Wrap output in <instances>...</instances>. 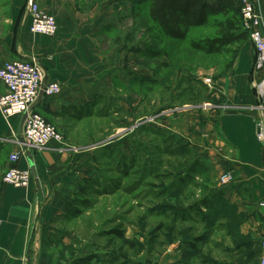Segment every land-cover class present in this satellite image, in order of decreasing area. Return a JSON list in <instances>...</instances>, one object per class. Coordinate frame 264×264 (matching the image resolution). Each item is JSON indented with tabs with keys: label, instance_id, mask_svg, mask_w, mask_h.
<instances>
[{
	"label": "crops",
	"instance_id": "0c3cea01",
	"mask_svg": "<svg viewBox=\"0 0 264 264\" xmlns=\"http://www.w3.org/2000/svg\"><path fill=\"white\" fill-rule=\"evenodd\" d=\"M36 1L54 17L56 35L31 34L23 12L26 0H10L0 22V65L35 58L47 81L61 86L57 96L42 98L33 111L54 124L64 142L26 150L14 166L31 172L30 185L25 189L7 186L2 176L11 166L10 156L21 152L22 116L5 118L0 113V264H46L54 233L60 221L69 217L71 198L114 147L109 118L116 123L115 138L120 135L116 141L131 133L130 144L135 147L140 142L136 131L141 122V82L157 79L142 73L140 17L130 11L136 0ZM254 2L264 33V0ZM253 58L254 48L248 41L232 67L213 80L208 97L217 102L209 111H191L189 103L181 104L189 124L185 136L167 126V103L153 114L163 116L164 123L158 125L156 118L148 124L176 135L174 142L195 151V158L215 174L229 173L226 196L239 202L242 210L264 202V146L255 137L258 101L253 88L261 74L252 76ZM87 129L99 131V139L79 141L80 135L75 134ZM200 132L202 146L188 145L187 137ZM123 151L122 146L118 153ZM258 211L264 216V209Z\"/></svg>",
	"mask_w": 264,
	"mask_h": 264
},
{
	"label": "rangeland",
	"instance_id": "374dc122",
	"mask_svg": "<svg viewBox=\"0 0 264 264\" xmlns=\"http://www.w3.org/2000/svg\"><path fill=\"white\" fill-rule=\"evenodd\" d=\"M148 1L141 0V6ZM9 3L0 0V22ZM137 6L131 4L130 11L141 12L142 73L157 78L141 82V122L136 131L140 145L130 144L131 133L117 143L120 135L115 138L116 123L109 118L108 134L114 137L110 144L114 147L104 154L107 159L98 161L92 186L82 185L71 198L76 202L73 212L60 221L46 264H70L74 258L90 254L94 256L90 264H264V216L258 211L264 209V202L242 210L239 202L226 196L228 185L219 183V175L206 167L193 170L195 151L174 142L177 136L167 135L159 126L148 129L149 122L157 118L153 114L158 107L167 103V126L185 136L189 124L181 104L189 103L191 111L212 109L216 99L208 97L212 90L202 80L213 82L222 77L225 66L237 56H204L190 49L189 41L215 36L214 27L192 30L184 42L161 38L144 8ZM153 46L167 50L168 56L149 59L145 53ZM163 62L169 65L163 66ZM164 121L163 116L155 120L158 125ZM76 135H80L79 141L100 137L95 129ZM187 139L188 145L203 144L201 132ZM122 146L128 163L117 165L116 159L123 155L115 159L110 152L117 153ZM112 230L121 232L122 239L110 234Z\"/></svg>",
	"mask_w": 264,
	"mask_h": 264
},
{
	"label": "built area",
	"instance_id": "2783aa9c",
	"mask_svg": "<svg viewBox=\"0 0 264 264\" xmlns=\"http://www.w3.org/2000/svg\"><path fill=\"white\" fill-rule=\"evenodd\" d=\"M238 5L242 25L244 29L249 30V40L255 50L251 73L252 76L261 74V79L253 84L258 101L255 137L264 146V33L261 28L263 20L251 0H238ZM24 13L29 18L31 34L46 37L56 35L58 27L54 17L44 12L36 0H26ZM45 79V71L35 58L6 61L0 65V113L5 118L27 113L21 133V152L10 156L11 166L2 177L3 184L13 188L25 189L30 185L31 172L14 166L26 150L46 147L52 142L58 144L64 142L62 135L53 125L46 123L36 112H28L30 105L37 99ZM202 82L209 88L212 84L210 78H205ZM60 91L61 86L57 82L46 79L42 98H52ZM230 181L229 173L219 175L221 185L226 186Z\"/></svg>",
	"mask_w": 264,
	"mask_h": 264
},
{
	"label": "trees",
	"instance_id": "16d2710c",
	"mask_svg": "<svg viewBox=\"0 0 264 264\" xmlns=\"http://www.w3.org/2000/svg\"><path fill=\"white\" fill-rule=\"evenodd\" d=\"M135 3L140 10L144 8L147 20L155 26L160 37L164 39L184 42L187 41L192 30L214 27L216 29L215 36L189 41L190 49L204 56L234 55L236 57L240 48L249 40V33L242 27V18L236 0H149L144 7L141 6V0H136ZM214 18L217 21L212 22L211 19ZM145 55L154 60L162 59L168 56V53L165 49L163 51V48L153 46L149 48V53H145ZM233 62L234 60L225 66L222 75L232 67ZM162 65L167 66L169 64L163 62ZM145 80H148V78L142 81ZM148 129L154 128L150 127ZM110 153L114 154L113 158L115 159L123 155L121 160L120 157L118 160L116 159L117 165L118 163H125L129 159L124 153L119 154L118 151L116 153L111 150ZM134 160L135 158L132 156L130 164ZM193 162V170L198 171V169L205 168L195 157ZM205 170H208V168L206 167ZM84 184L88 188L91 187L92 179H84L80 187ZM80 187L79 189H82ZM74 203L76 204L74 200L69 203L68 215L73 212ZM109 233L122 239V233L117 230H112ZM93 259L94 256L90 254L74 258L70 264H90Z\"/></svg>",
	"mask_w": 264,
	"mask_h": 264
},
{
	"label": "water",
	"instance_id": "95a60500",
	"mask_svg": "<svg viewBox=\"0 0 264 264\" xmlns=\"http://www.w3.org/2000/svg\"><path fill=\"white\" fill-rule=\"evenodd\" d=\"M45 83H46V79H45L44 82H43V86L41 87V90H40V92H39V94H38L37 99L35 100V102H34L32 105H30V107H29V109H28V112L33 111L34 108L40 103V100H41L42 97H43V92H42V91H43V88H44V84H45ZM26 115H27V113H24V114L22 115L21 122H20L19 129H18V134H21V133H22L23 122H24V120H25V118H26Z\"/></svg>",
	"mask_w": 264,
	"mask_h": 264
},
{
	"label": "bare ground",
	"instance_id": "6f19581e",
	"mask_svg": "<svg viewBox=\"0 0 264 264\" xmlns=\"http://www.w3.org/2000/svg\"><path fill=\"white\" fill-rule=\"evenodd\" d=\"M42 100V99H41Z\"/></svg>",
	"mask_w": 264,
	"mask_h": 264
}]
</instances>
